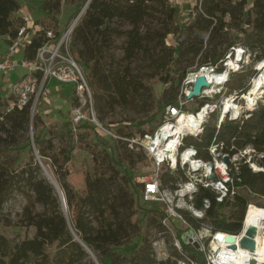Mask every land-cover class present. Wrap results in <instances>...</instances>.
<instances>
[{
  "label": "trees",
  "instance_id": "16d2710c",
  "mask_svg": "<svg viewBox=\"0 0 264 264\" xmlns=\"http://www.w3.org/2000/svg\"><path fill=\"white\" fill-rule=\"evenodd\" d=\"M198 1L199 6L195 5L193 12L200 23L199 28L193 24L179 25L175 19L177 10L169 0H42L39 9L49 23L43 26L35 21L43 29L35 31L25 44L23 58L31 60L35 57L37 49L47 40L46 30H52L54 38L60 35L61 30L57 28L58 15L63 4L74 7L75 17L88 2L81 21L73 29L72 39L81 46L78 50L80 59H84L88 53L87 63L84 64L89 67V71L85 76L92 98L102 96L105 100H110L105 82L98 74V63L102 51L108 48L113 36L125 39L124 50L128 56L142 50L145 43L158 44L160 54L155 73L145 78L123 74L110 84L116 87L114 94L119 97H124L128 89L147 88L152 94L154 85L170 84L158 96L152 94V109L147 115L122 127V136L126 137L151 132L157 125L164 106L175 101L187 72L180 66L173 67L180 58H187L190 54L192 59L198 57L197 66L214 64L230 46L241 44L249 49L253 60L264 59V0ZM21 3V0H0V37L13 38L23 26L24 21L16 15ZM157 15L159 27L151 28L147 21L157 19ZM115 21L126 24L127 27H113L112 23ZM168 35H171L175 45L164 43ZM236 76L238 77L230 81V91L243 89L247 85L246 75ZM31 104L32 101H29L22 107L14 106L0 114V212L10 193L22 194L26 188L28 203L23 208V216L26 224L35 228V234L31 238L13 240L6 233L11 226L10 221L0 217V264H176V261L169 258L157 259L144 241L141 230L150 213L155 210L141 208L137 202L131 199L127 201L123 195H112L109 190V178L121 174L120 162L107 153L109 143L98 134L95 127L83 122L74 131L70 121H65L59 131L48 130L42 138L33 137V143L38 145L40 159L49 160L54 169L55 180L65 198L68 220L56 190L41 176L39 162L31 157L30 162L22 168L17 166L23 148L29 144L24 139L23 132L30 123ZM31 122L33 129L44 125L38 114L33 115ZM215 129L214 124L206 123L202 133L196 137H185V142L193 144L199 154L207 158L205 148L214 137ZM220 134L231 153L236 148L252 145L263 153L258 162L264 166V103H258L246 119L223 124ZM75 138L78 147L91 154L94 166V177L85 178L88 189L85 196H81L68 181ZM7 151L11 154L5 155ZM143 155L135 158L129 155V169L122 170L126 182L135 190L140 184L133 180V171L148 164ZM101 159H106L108 164L103 172H99ZM239 177L240 184L251 193L264 196V172H252L247 165L241 164ZM169 180V175L164 173L163 183ZM203 197L211 200L206 218L213 229L230 234L241 231L246 208L256 206L250 203L247 207L246 198L239 194L230 206L235 210L225 216L219 211L224 206L216 205L208 190L199 191L195 205L200 206ZM36 204L43 207V212L33 211ZM135 215L139 219L132 223L131 218ZM194 224L198 226L199 223ZM70 227L93 253L97 263L84 245L75 239ZM130 233L135 235L136 241L126 245L129 243ZM182 248L195 258L197 264H206L202 251L186 244H182Z\"/></svg>",
  "mask_w": 264,
  "mask_h": 264
},
{
  "label": "built area",
  "instance_id": "2783aa9c",
  "mask_svg": "<svg viewBox=\"0 0 264 264\" xmlns=\"http://www.w3.org/2000/svg\"><path fill=\"white\" fill-rule=\"evenodd\" d=\"M16 14L24 24L15 37H6L8 41L0 54V74L9 75L17 66L23 73L7 88V110L14 106L22 107L32 101L31 112L34 111L49 79L72 84L76 103L70 111V123L75 131L79 123L89 119L83 107L88 101L91 102L92 97L85 73L68 49L73 23L57 38H54L52 30H46L47 40L37 49L35 57L31 60L22 58L17 64L13 55L24 48L35 31L43 28L31 19L29 12L22 6ZM251 56L247 47L236 44L230 46L218 62L191 68L181 81L175 101L164 106L155 128L144 134L123 137L128 148L142 152L154 170L150 174L139 172L133 176V180L142 186L144 201L161 203L162 223L172 231L173 244L178 250L183 251L182 244L199 245L202 248L207 246L206 252L202 251L206 264H221L224 259L215 247V241H220L216 234L221 231L214 230L211 224L202 223L211 208V200L203 197L200 206H197L196 195L201 189L208 190L216 205L230 207L240 194V189L245 187L240 184V165H247L252 172H264V166L258 162L263 153L250 144L236 148L231 153L220 137L223 124L246 119L264 96L259 97V94L255 95L251 90L254 79L260 77L263 71L259 61H255L254 67L259 74L248 78L246 87L224 93L231 79L241 71L246 58ZM200 75L205 76L209 86L202 87L197 96L189 97L192 84ZM261 86L264 87V79ZM212 117L215 118V135L205 148L208 154L205 158L199 154L197 147L185 142V137L198 136ZM91 121L98 132L114 136L94 116ZM231 147L234 149V146ZM224 157L229 158V163L224 161ZM161 168L170 177L167 183H163L159 176ZM185 212L190 218H187ZM171 221L177 227L172 228ZM193 221L199 223L198 226ZM243 229L242 226L241 231L235 234L237 244Z\"/></svg>",
  "mask_w": 264,
  "mask_h": 264
},
{
  "label": "rangeland",
  "instance_id": "374dc122",
  "mask_svg": "<svg viewBox=\"0 0 264 264\" xmlns=\"http://www.w3.org/2000/svg\"><path fill=\"white\" fill-rule=\"evenodd\" d=\"M21 2V6H23L29 12L32 20L38 21V23L42 24L43 26H46L49 23V20L43 17V13L39 9L40 0H21ZM169 2L177 10L175 19L179 25L193 24L197 28L200 27V23L198 20H196L195 13L193 12L194 6H199L198 0H169ZM74 10L75 9L72 5H62L60 13L58 15L57 26V28L60 29L61 32H64L66 28L69 27L77 17V15L75 17L73 16ZM81 15H83V13ZM81 18L82 16H80L79 19L74 23L73 29L81 21ZM158 19L159 16L157 15V19L147 21V25L151 28L158 29ZM112 26H123V28L127 27L126 24L120 23L119 21L113 22ZM6 42V39L0 38V49L3 48ZM164 43L166 45H175V41L173 40L171 35H168L166 37ZM206 46L207 44L205 40L204 47ZM124 47L125 39L122 37L113 36L108 48L102 51L98 63V74L102 81L105 82V87L106 89H108L106 90V93L110 97V100L107 101L102 96L98 97V99L91 98V102L88 101L83 107V112H86V115L89 117V119H85V121L88 125L95 127L94 122L91 121L92 116H94L96 120H98L99 123L103 125V127L114 134V136H110L104 134L102 131H97L98 134L105 138L109 143L107 153L109 155H113L114 158L120 162L119 170L121 171V174L117 177L109 178L111 182H108V185H110L109 190H111L112 195H123L126 197L127 201H130L131 199L132 201L137 202V205L141 208L147 210H155L148 216L146 224L145 226H143L141 232L144 237V241L151 247L156 258L163 260L169 258L171 261H176V264H197L195 258H192L190 254L182 250L180 251L174 246L172 231L162 223L163 211L161 203L158 201H144L142 196V186H138L137 190H135L133 186L126 182L123 175L124 172L122 173V170H124L125 168L129 169V155H132L133 158H135L136 156H140L141 154L143 155V153L140 151L131 150L130 148H128L126 141L123 139V137L126 136H122V133H124L122 127L139 117L147 115L148 112L152 109V94L154 96H158L161 90H163L164 88H168L170 85L156 84L152 87V94L147 88H132L127 90L128 92L124 97H119L117 95L115 96L114 91L116 87L114 85L110 86V84L113 83L114 79L121 77L123 74L145 78L158 70V57L160 54L158 44H156L155 42L145 43L143 49L134 52L132 56H128L126 54L127 52H125ZM68 49L70 54L76 59L83 72L85 74H88L89 67L85 66L84 64V62L87 63L88 53L86 52L87 55L84 56V59H80L78 57V50L81 49V46L76 41H73L72 37L69 41ZM1 52L2 50H0V53ZM252 57L253 56L246 58L241 71L237 73L239 75H246L247 80L248 78L252 76L256 77L259 74V71H255L254 69L256 62L252 59ZM22 58L23 49H19V51H17L13 55V59L17 64H19L22 61ZM197 59L198 57L192 59L191 55L189 54L187 58H180V60L176 64H174L173 67L180 66L181 68H185L188 71L197 65ZM262 63L260 64L261 66ZM21 73H23V70L17 66L14 71L9 74V77H7V75L5 74H1L2 76H6V78L3 79V82H0V114L3 111H6L8 108V92L6 89H3L4 86L7 85L8 87H10L13 82L18 80ZM237 77L238 76L235 75L232 79H235ZM230 83L228 84L224 93L229 91ZM254 86L255 82L253 83L252 88ZM262 89L263 90L258 93L259 97L264 95V87ZM262 97L263 98H260L261 101L259 100L260 102L258 103H264V96ZM75 103V94L73 92L72 84H63L54 79H49L47 81L43 93L40 95L38 102H36L33 111V115L38 114L41 117L44 125L37 129H33L32 122H30L27 126V129L23 132V134L25 135L24 139L27 140L29 146L27 145L22 150V157L17 163V166L19 168H22L26 163H29L30 158L33 157V159L37 163L40 160L42 163V167L45 168L46 171L50 172L53 177H55L54 169L50 165V161L47 159H40L37 151L38 145H35L33 143V137L38 136L42 138L47 134L48 130L59 131L63 122L70 121V111ZM190 105H193V103H191ZM214 122L215 118L212 117L209 120L208 124L212 125L214 124ZM5 126L7 127V125ZM75 144L76 145L72 152L70 162L71 166L69 169L68 181L72 187L76 188L79 191L81 196H85L88 191L85 185V178L88 176L92 178L94 177V166L92 164L91 154L83 149H80L77 145V141ZM36 151L37 153H35ZM10 154L11 153H9L8 151L5 153V155ZM144 157L146 158V156ZM146 161L148 162V164L145 165V167L142 169L135 170V172L133 171V176L138 175L139 172L150 174L152 173V171H154L147 158ZM107 165V160L101 159V167L99 168V172H103ZM42 167L41 176H44V170ZM164 173H166L165 169L161 168L159 170V176L161 177V179H163ZM54 179H56V177ZM23 193H10L5 198L2 206V211L0 212L1 219H7L11 223V226H9V228L6 230L7 235L11 239L16 241L22 240L24 238H31L35 234V228L26 224V220L23 216V208L28 203L26 198V188H24ZM240 195L246 198L247 203H252L256 206L264 208V196L249 193L248 189L245 187L240 189ZM234 210L235 208L232 206L220 208L219 211L225 216H228ZM33 211L41 213L43 212V207L39 204H36L33 208ZM66 214L68 215L67 208ZM185 214L187 218H190L188 213L185 212ZM138 219L139 216L135 215L131 218V222H137ZM202 223L210 224L207 218L203 219ZM171 227H177L173 221H171ZM260 239L262 242V246L264 247V236L262 235V231L260 233ZM135 241V235L133 233H130V236L128 238L129 243H127L126 245H130ZM194 247L198 251L206 252L207 250L206 245L203 248L199 245H194ZM218 250L219 249H217V251Z\"/></svg>",
  "mask_w": 264,
  "mask_h": 264
},
{
  "label": "bare ground",
  "instance_id": "6f19581e",
  "mask_svg": "<svg viewBox=\"0 0 264 264\" xmlns=\"http://www.w3.org/2000/svg\"><path fill=\"white\" fill-rule=\"evenodd\" d=\"M259 63L260 64L262 63V66L259 64V67L263 71L261 76L255 78L253 81V83L255 82V86L251 88V90L252 93H254L255 95L260 93V90L262 89L261 83L264 79V61H259ZM204 75L207 76V78H210L208 74L207 75L204 74ZM43 170H44L43 171L44 177L50 183H53L55 186H58L52 174L46 171L45 168H43ZM243 219H244L243 220L244 229L242 231V234L244 230L247 228H254L257 231L255 235V241H256L255 250L251 253L249 250L240 247L238 244H237V248L233 249L230 246H228L223 240L215 241V246L216 245L218 246L219 249L218 251H220V254L224 258L221 264H252L250 262L251 260H253L254 263L256 262L257 264H264V247L262 246V242L260 239V233L264 227V208L259 206H249L245 212Z\"/></svg>",
  "mask_w": 264,
  "mask_h": 264
},
{
  "label": "water",
  "instance_id": "95a60500",
  "mask_svg": "<svg viewBox=\"0 0 264 264\" xmlns=\"http://www.w3.org/2000/svg\"><path fill=\"white\" fill-rule=\"evenodd\" d=\"M87 3L81 9V11L77 14V17L75 18L74 23L80 17L81 13L84 12V10H85V8L87 6ZM208 86H209V83L206 81L205 76L204 75L198 76L195 79L194 83L192 84V89H191V92L189 93V97L197 96L200 93L202 87H208ZM32 117H33V111L31 112L30 122L32 121ZM35 153H37V151ZM224 161L226 163H229V158L228 157H224ZM39 164L42 167V163H41L40 160H39ZM51 184L54 187V189L56 190V192H57V194H58V196H59V198L61 200V204H62V209H63L64 215L66 216V219L68 220L67 214H66V208H67V206H66V202H65V198L63 196V193L60 190L59 186H55L53 183H51ZM242 226H243V221H242ZM70 230H71L72 234L74 235L75 239H77L79 242H81V240L74 233V231L72 230L71 227H70ZM256 232L257 231L254 228H247V229H245L244 232H243V234L241 235L239 241H238V245L240 247H242V248H245V249L253 252L255 250V246H256L255 239H254L255 238V235H256ZM216 237L219 240H224L225 243L230 244V247L231 248H233V249L234 248H237V237H236L235 234L228 233V234L224 235L222 232H218L216 234ZM84 247L87 250V252L91 255V257L94 259V261H96V258L94 257L93 253L85 245H84ZM96 263H97V261H96ZM251 263H254V261L252 260Z\"/></svg>",
  "mask_w": 264,
  "mask_h": 264
},
{
  "label": "crops",
  "instance_id": "0c3cea01",
  "mask_svg": "<svg viewBox=\"0 0 264 264\" xmlns=\"http://www.w3.org/2000/svg\"><path fill=\"white\" fill-rule=\"evenodd\" d=\"M41 1H42V0H40V3H41ZM22 7H23V6H22ZM23 8H24V7H23ZM16 15H17V14H16ZM0 38L6 39V37H0ZM5 46H6V44H4L3 48L0 49V50H2L1 53H3V51H4V49H5ZM1 53H0V54H1ZM5 75H6V74H5ZM21 75H22V73H21ZM9 76H10V75H7V77H9ZM5 78H6V76H2V75L0 74V82H3V81H4L3 79H5ZM7 88H8V86L5 85L3 89H6V90H7Z\"/></svg>",
  "mask_w": 264,
  "mask_h": 264
}]
</instances>
